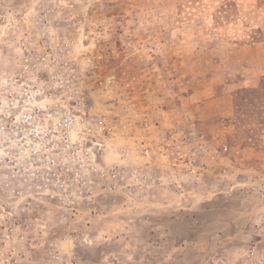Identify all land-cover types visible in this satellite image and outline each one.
I'll return each mask as SVG.
<instances>
[{"label": "rangeland", "instance_id": "1", "mask_svg": "<svg viewBox=\"0 0 264 264\" xmlns=\"http://www.w3.org/2000/svg\"><path fill=\"white\" fill-rule=\"evenodd\" d=\"M0 264H264V0H0Z\"/></svg>", "mask_w": 264, "mask_h": 264}, {"label": "built area", "instance_id": "2", "mask_svg": "<svg viewBox=\"0 0 264 264\" xmlns=\"http://www.w3.org/2000/svg\"><path fill=\"white\" fill-rule=\"evenodd\" d=\"M78 122L76 119L73 117L72 114L66 113L62 116L60 119L59 125L61 128V136L64 137L65 141H69V138L71 137L70 135L72 132H75L76 135L78 136V139H81L84 137V134H87L89 131H91V127L89 126H82V128H78ZM87 124H89L87 122ZM81 133V134H80Z\"/></svg>", "mask_w": 264, "mask_h": 264}, {"label": "trees", "instance_id": "3", "mask_svg": "<svg viewBox=\"0 0 264 264\" xmlns=\"http://www.w3.org/2000/svg\"><path fill=\"white\" fill-rule=\"evenodd\" d=\"M257 92H258V90H256V89H253V90H251V89H243L241 91V94H246V96H248L250 94H254V93H257Z\"/></svg>", "mask_w": 264, "mask_h": 264}]
</instances>
